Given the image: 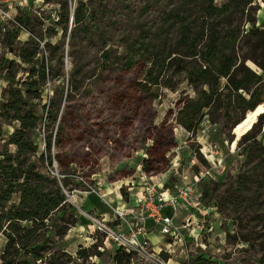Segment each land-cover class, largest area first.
<instances>
[{
    "label": "rangeland",
    "instance_id": "obj_1",
    "mask_svg": "<svg viewBox=\"0 0 264 264\" xmlns=\"http://www.w3.org/2000/svg\"><path fill=\"white\" fill-rule=\"evenodd\" d=\"M19 1L15 17L27 18H17L22 29L0 17V102L7 86L5 58L15 62L12 71L17 84L26 79L32 66L43 61L46 78L40 98L33 101L41 119L30 134L38 148L29 160L39 172L58 179L66 198L65 215L57 213L54 220L58 225L69 222L66 233L57 236L56 226L49 230L51 250L65 252L61 256L64 264H114L112 257L118 247L133 252L130 262L123 264H264V176L254 167L261 156L252 160L245 148L251 139L241 140L242 136L231 133L232 123L241 114L239 107H234L236 103L225 98L217 122L205 117L195 131L186 130L176 121L179 102L185 96L195 97L196 91L183 72L172 73L175 62L159 83L147 86L148 92L136 89L134 112L127 110L122 96L133 70L125 71L123 61L129 44L140 46L142 32L149 46H160L166 36L171 49L180 36L181 23H189L198 34L202 24L206 31L209 22L217 18L231 20L227 31L234 32L240 23L241 39L238 34L235 47L238 62L243 60L262 74L264 85V33L257 45L246 44L243 35L251 24L246 21L250 13L255 15V25L264 29V0H252V8L230 0H213L216 5L231 3L220 13L205 9L209 0ZM81 1L85 18L75 24L73 15ZM17 28L10 45L7 33ZM34 48L38 64L23 63L18 54ZM180 50L182 53L185 48ZM185 58L187 67L195 64L192 58ZM166 78L169 80L164 81ZM165 82L172 87H166ZM241 93L248 97L249 93ZM226 106L230 109L228 119ZM147 111L153 113V124L148 123V116L141 119ZM261 112L264 102L248 117ZM260 116L249 133L264 144V113ZM250 123L240 122L235 134L249 129ZM17 126V121L0 117V152L16 151L6 141ZM60 128L62 146L56 140ZM48 136L51 166L38 159L46 152ZM152 137L158 141L150 155L146 147L154 144ZM59 149L69 150L73 162L60 167L53 157ZM151 156L152 169L146 172L142 162ZM251 168L256 177L236 179L239 171L246 176ZM187 183L193 184V201L198 205L177 208L172 233L162 231L161 223L149 215V207L140 210L134 206L136 199L143 201L150 192L156 196L164 193L162 196L168 198L177 186ZM18 199L15 193L11 201ZM107 211L109 217L100 215ZM116 211L125 215L121 217ZM161 213L170 216L174 211L167 206ZM134 238L142 248L136 246ZM4 242L0 234V253ZM84 248L90 255L78 258L77 252Z\"/></svg>",
    "mask_w": 264,
    "mask_h": 264
},
{
    "label": "trees",
    "instance_id": "obj_2",
    "mask_svg": "<svg viewBox=\"0 0 264 264\" xmlns=\"http://www.w3.org/2000/svg\"><path fill=\"white\" fill-rule=\"evenodd\" d=\"M230 1L241 7L248 5V8H252L253 4L252 0ZM229 4L231 3L227 1L216 5L213 0H209L205 9L220 13ZM83 5V1H81L79 9L73 15L75 24L85 18V13L82 12ZM225 16L229 18V13ZM17 18L19 20L27 19L18 15ZM246 21L251 22L243 34L247 38L246 44L257 45L262 41L264 29L255 25L254 14L250 13L246 17ZM228 26H231L230 19L224 21L222 18H217L216 21L209 22L206 31L204 30L206 25L202 24L201 31L195 34L192 25L181 23L180 36L171 49L166 36L162 38L160 46L155 44L149 46L144 40L146 34L142 32L140 46L129 44L128 54L123 61L125 71L133 69L128 77L129 81L122 90L127 110L131 113L135 111L132 101L135 99L136 89L148 92L147 86L159 83V78L165 75L167 67L173 62L176 66L172 73L183 72L187 81L196 91L195 97L185 96L180 99L177 111V123L188 131H195L205 117L213 123L217 122L218 109L225 98H228L229 102L236 103L234 107H239L241 110L240 116L232 123V126L240 121L245 113L252 110L255 104L264 102L262 74L254 72L245 65L243 60L238 62L236 56L235 47L241 39L240 23L234 32L227 31ZM17 32L18 28L8 31V44L13 43ZM200 41L202 45L198 48ZM181 47L185 48L182 53ZM25 52L26 50H22L18 54L23 63L38 64V59H34L38 53L36 48L31 52ZM136 55H138L137 58ZM185 57L192 58L195 64L187 67L184 64ZM4 61L7 66L3 77L7 81V86L2 91L0 117L5 121H17L18 126L8 135L6 141L8 144H13L16 151L0 152V234L5 239L0 253V264H64L61 256H65V252L51 250L53 242L49 236V230L56 226L57 236H63L66 233L69 222L63 221L60 225L54 224L57 213H61V215L66 213V198L58 179L55 176L39 172L35 167V162L29 160V156L35 155L38 148L30 134L37 128L41 119V115L34 108L33 101L41 96L40 87L46 78L45 64L42 61L37 67L32 66L26 79L17 84L12 71L15 62L6 58ZM262 69L264 70V67ZM167 80L169 79L166 78L164 81ZM164 85L172 87L169 82H165ZM252 85H256L255 88L252 89ZM242 91L249 93L248 97L244 96ZM232 96H234L233 100ZM229 112L230 109L226 106L225 119L229 118ZM141 116V119L148 116L150 119L148 123L153 124L152 112L147 111ZM262 117L263 115L260 116V118ZM255 119L256 116L249 120L255 121ZM248 123L250 122L248 121ZM253 127L254 125L241 137V140L251 139L245 148L249 150L252 160L256 155L261 156V160L254 167L261 170V175L264 176V144L256 142L254 135L250 136L249 132ZM243 132H245L244 128ZM240 135L241 132L236 133V136ZM62 139L60 128L56 137L60 146L63 144ZM152 139L154 144L146 147L150 155L153 154L158 141L157 138L152 137ZM50 147L51 137L48 136L45 140L46 152L41 153L38 157L42 163H47L49 166L52 164ZM165 149L160 153L162 158H164ZM59 150L53 157L60 167L73 162L69 150ZM152 161V156L143 159L144 171L148 172L152 169ZM160 169L161 167L156 170ZM60 173L63 174V172ZM243 177H256L253 168L246 176L242 171L236 174V179H243ZM60 181L63 183L65 178H60ZM15 193L19 194V199L11 201L12 195ZM242 240L246 239L242 238ZM132 254L133 252H125L123 248L118 247L114 250L112 260L114 264L129 263ZM77 255L78 258L86 259L90 255L89 249L84 248L82 251H78Z\"/></svg>",
    "mask_w": 264,
    "mask_h": 264
},
{
    "label": "built area",
    "instance_id": "obj_3",
    "mask_svg": "<svg viewBox=\"0 0 264 264\" xmlns=\"http://www.w3.org/2000/svg\"><path fill=\"white\" fill-rule=\"evenodd\" d=\"M21 2L19 0H0V17L4 20H12L14 24L19 26L21 29L23 28L22 24L17 17H15L16 7L20 5ZM92 191H94L92 189ZM195 189L193 184L187 183L183 186H177L174 194L169 195L168 198H164L162 196L164 193H160L159 195H155L154 192H150L147 194L146 198L143 201L135 200L134 206H139L140 210H144L148 208L150 210L149 215L153 217L155 221H159L163 226L162 231L165 233H172L173 232V216L178 207L187 208H194L198 205V202L193 201V193ZM90 192V191H89ZM171 207L174 213L172 215H162L161 211L164 207ZM118 215L121 217L125 215L123 212L116 211ZM201 229V227H200ZM121 236L116 238L117 242L120 244ZM136 246L139 248L143 247V244L139 242L136 238ZM131 241V246L133 245V241ZM145 243V241L143 242ZM121 245V244H120Z\"/></svg>",
    "mask_w": 264,
    "mask_h": 264
},
{
    "label": "water",
    "instance_id": "obj_4",
    "mask_svg": "<svg viewBox=\"0 0 264 264\" xmlns=\"http://www.w3.org/2000/svg\"><path fill=\"white\" fill-rule=\"evenodd\" d=\"M258 104H260V103L255 104L254 107L252 108V110H250V112L253 111V110L255 109V107H256ZM263 113H264V112H261V113H258V114L256 115V119H255L254 122H252L250 128L252 127V125H253L254 123L257 122V119H258V117L260 116V114H263ZM247 114H248V112L244 114V116L242 117V119H241L240 121H238L237 123H235V124L231 127V133L233 134V137L236 136L234 129L238 126V124H239L241 121H243V120L246 118ZM250 128H249V129H250ZM249 129H247L245 132H243L240 136H243V135H244Z\"/></svg>",
    "mask_w": 264,
    "mask_h": 264
},
{
    "label": "bare ground",
    "instance_id": "obj_5",
    "mask_svg": "<svg viewBox=\"0 0 264 264\" xmlns=\"http://www.w3.org/2000/svg\"><path fill=\"white\" fill-rule=\"evenodd\" d=\"M256 108V107H255ZM250 111H248V113H249ZM258 113H256V114H253L252 116H250V117H248V114H247V116H246V118L243 120V121H241L242 122V125H244L246 122H248V121H251V120H249V119H251L252 117H254V116H256Z\"/></svg>",
    "mask_w": 264,
    "mask_h": 264
},
{
    "label": "crops",
    "instance_id": "obj_6",
    "mask_svg": "<svg viewBox=\"0 0 264 264\" xmlns=\"http://www.w3.org/2000/svg\"><path fill=\"white\" fill-rule=\"evenodd\" d=\"M115 193H116V195H118L117 194V191H114ZM115 197V194H113L112 195V199ZM117 197H119V196H117ZM119 207V206H118ZM120 208V207H119ZM100 215H104V216H106V217H109L110 216V214L108 213V211L107 212H102V213H100Z\"/></svg>",
    "mask_w": 264,
    "mask_h": 264
}]
</instances>
